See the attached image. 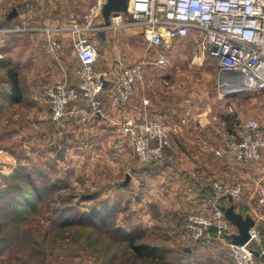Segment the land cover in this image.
<instances>
[{
  "label": "rangeland",
  "instance_id": "rangeland-1",
  "mask_svg": "<svg viewBox=\"0 0 264 264\" xmlns=\"http://www.w3.org/2000/svg\"><path fill=\"white\" fill-rule=\"evenodd\" d=\"M96 1L82 2L83 17ZM12 2L15 1L0 0V4L6 6L4 11H7L0 16V23L5 24L4 20L15 5ZM96 20L102 22L103 14ZM127 29L113 32L121 39L116 48L117 54H113V57L122 56L123 61V56L126 57V64L154 58L157 52L148 48L140 30L130 28L132 33H129ZM86 35L97 43L99 61L103 64L107 55L98 31L90 30ZM129 37L133 38L132 44L125 42ZM194 55L192 53L182 65L169 58L167 65L153 67L158 82L155 85L156 95L160 100L193 105L195 116L201 112L209 116V113L219 114L220 110H225L221 117L231 123L252 116L264 121V91L236 89L223 92L219 88L217 70L209 61L210 57L199 62L193 61ZM146 67L140 81L147 82L151 78L145 75ZM119 68L118 63L112 70L117 74ZM232 95L240 96L241 102L236 100L235 107L230 110ZM22 104L19 109L7 108L0 112V264H154L153 257L139 258L130 249L128 242L132 235L138 236L137 242L148 243L157 249L155 260L163 257L159 264H188V252L194 241L191 238L167 236L165 228L150 231L153 230V224L148 221L150 213L144 215L148 204L145 207L140 200L147 194L149 198L146 202L151 201L156 196L155 192L166 185L158 183L154 177L159 169L155 168L157 164L166 160L163 156L152 163L142 162L134 154L127 136L121 137L122 140L119 139L113 145L111 142H100L98 145V141H93L97 144L93 146L95 148L79 152L73 143L60 139V134L54 135L52 126L46 125L43 129L45 131L48 128L49 136L41 135L42 127L39 125L29 126L27 116H33L34 119V111L29 108L28 102ZM49 111L51 116L48 107L38 109L37 114ZM15 112L18 114L15 115ZM219 122L215 121L210 130L212 139L208 145V148H213L215 155V150L224 144L229 135ZM55 128L58 132L61 125L55 122ZM14 131L18 132L13 134ZM64 142L71 148L64 149ZM174 142L184 148L193 146V142H186L185 139L179 141L173 133L168 148L173 149ZM65 151L70 154V159L65 157ZM193 159L189 157L186 163L178 165L187 166ZM166 164L163 163L164 166ZM127 173L130 174V180L123 186L130 190L127 196L131 205L126 200L122 204L119 188ZM167 186L170 191H165L166 200L185 196L177 184ZM117 188L119 192L114 191L116 210L106 208V201H109L107 194ZM152 202L154 207H159L158 203ZM259 207L264 206L258 203L253 210L260 213ZM155 215L160 217V214ZM144 225L148 227L142 229ZM259 229L264 246V226L261 225Z\"/></svg>",
  "mask_w": 264,
  "mask_h": 264
},
{
  "label": "crops",
  "instance_id": "crops-1",
  "mask_svg": "<svg viewBox=\"0 0 264 264\" xmlns=\"http://www.w3.org/2000/svg\"><path fill=\"white\" fill-rule=\"evenodd\" d=\"M14 1L12 4L15 3V5L8 13L7 19L3 22L5 24L0 23V27H24L27 29L0 33V112L7 108L19 109L23 105L22 102H28L29 108L34 111V119L33 116H27L29 126L35 125L37 127L39 125L42 127V136H49L48 128V131H43L45 129L44 126H52L54 135L60 134V139L68 140L70 144L73 143L75 147L77 146L79 152L95 148L93 146H97V144L93 143V141H98V145H100V142H111L113 145L119 139L122 140L121 137L125 135H123L118 125L120 119L156 118L169 122L177 130V132H173L174 136L179 141L185 139L186 142H193V146L191 148H184L180 146V143L174 142L173 149L171 147L165 148L163 157L166 160L163 163L167 164L164 166L163 163H158L155 168L159 169L154 175L155 181L166 184L162 187L164 189L157 190L155 198H151L152 200L148 202H146L147 194L143 197L140 196L143 205L148 204V208L144 209L146 213L144 215L150 213L151 217L148 221L153 224V230L150 231L153 232L165 228L167 236L179 239L191 238L185 228L188 213L201 211L202 207L205 206L212 209L218 206V204L229 205L231 203H234L236 210L243 215L249 214L253 216L256 221L255 224L259 227L261 225L264 226V212L261 213L264 207H259L260 213L253 210L259 203L257 177L264 180V156L260 160L244 163L234 160L229 154H225L224 156L215 155L213 148H208L209 142L212 139L210 137V130L215 125V121L219 122L221 120L219 123L228 132L227 122L221 117L225 110H220L219 114L209 113L208 116L201 112L195 116L193 105L182 102L173 103L170 100H160L155 90V87L158 85H156L157 74L152 71L155 66L150 63L145 65L147 66V69L145 68V75L151 78L147 82L144 80L138 81L136 93L128 102L117 106L113 105L112 110L104 109L105 113L103 115L97 114L91 116L84 100L76 101L70 106L72 109L70 118L56 132L55 122L51 119L50 111L42 115L40 113L37 114L38 109L48 107L50 110L49 104L42 98L44 86L49 82L56 81L76 84L80 60L77 52L74 50L72 35L70 33H46L39 28L43 26H66L73 23H81L84 18L82 16L81 5L85 0ZM4 8L6 6L0 4V16H3V13L7 12L4 11ZM13 12L15 13L13 14ZM113 32L112 30H107L105 38L100 36L106 49L105 54L107 58L103 64L101 61H98L96 65L97 69L104 73L107 80L104 94L102 95L107 101L110 99V86L118 74V72L115 74L112 69L118 63L120 65H128L125 63L128 61H126V57L123 56L125 62L121 59L122 56L117 55L119 58L113 57V54H117L115 53L118 50L116 48L121 40ZM127 32L132 33V29H127ZM53 39L60 40L62 47L52 48L51 43ZM132 39V37L126 38V40L124 38L127 44H132ZM125 42L124 44H126ZM195 45L196 41L193 34L190 33L183 39L172 41L169 47L163 46V51H166L173 62L182 65L184 64L183 62H186L190 58L192 53L195 54ZM156 55L157 53H155L154 58ZM209 57V61H212L215 65V58L207 54L206 58ZM11 72L15 73L16 81L11 77ZM7 83H9L8 86L14 83L17 89L15 90L12 86L10 89L7 88ZM231 97L232 105H230L229 109L233 110L236 100L241 102V98L236 95H232ZM17 114L15 112V115ZM12 116L16 117L14 114ZM217 116L221 118L217 119ZM18 131H14L13 134ZM64 145V149L71 148L65 142ZM64 155L68 157L67 159L71 158L70 154L66 151ZM184 156L194 158L191 160L192 163L187 166L178 165V163H186L187 158L179 159ZM214 180L224 183L241 181L244 183V196L240 200L234 201L230 200V197L216 199L213 188ZM131 182L132 184L134 183L133 180ZM120 183L122 184V187H119L122 193V204L123 200H126L128 201V205H131L130 198L127 196L130 190L123 186L125 185L123 182ZM171 183L177 184V188L179 187L180 190L184 191L185 196H182L183 198L165 199V191H170L167 185ZM117 190L118 188L109 191V195L107 194L110 205L117 204L116 194L114 193ZM152 201L158 203L159 207H154ZM155 213L160 214V217H158L160 218L159 221ZM163 223H166L168 226H165ZM147 227L144 225L142 229H146ZM192 240L194 241L192 249L189 250L187 247L189 250L188 254L190 255L188 264H235L229 253V245L225 241L215 239L210 243H205L195 239ZM262 259L264 260L263 257Z\"/></svg>",
  "mask_w": 264,
  "mask_h": 264
},
{
  "label": "built area",
  "instance_id": "built-area-1",
  "mask_svg": "<svg viewBox=\"0 0 264 264\" xmlns=\"http://www.w3.org/2000/svg\"><path fill=\"white\" fill-rule=\"evenodd\" d=\"M106 2L97 0L81 23L39 28L46 33H70L80 60L76 84L56 81L44 86L42 98L50 106L51 119L61 126L70 118V106L76 101L84 100L91 116L103 115L104 109L112 110L113 105L128 102L136 93L144 66L149 63L167 65L169 56L163 46L169 47L172 41L183 39L190 33L196 41L193 61L203 62L207 54L215 58L218 85L225 93L236 89L264 91V0H128L127 11L113 12L110 24L104 25V20L98 22L96 19L102 15ZM122 28L139 29L148 48L154 49L157 55L149 61L144 58L133 64L120 65L107 101L102 96L105 75L96 67L99 48L86 32H115ZM26 29L0 27V33ZM51 47L60 48L62 42L53 39ZM224 70L230 72L222 77ZM226 122L229 135L215 150L216 155L229 154L244 163L260 160L264 156V121L252 116ZM118 125L131 140L134 154L144 163L155 162L163 156L176 129L173 124L156 118H123ZM257 180L258 202L264 206V180L260 177ZM213 188L216 199L232 197L234 201L244 196L241 181H214ZM185 228L197 241H225L235 264H264V246L258 225L251 226V237L246 243L235 244L229 237L236 232V226L218 206L212 209L205 206L201 211L188 213Z\"/></svg>",
  "mask_w": 264,
  "mask_h": 264
},
{
  "label": "water",
  "instance_id": "water-1",
  "mask_svg": "<svg viewBox=\"0 0 264 264\" xmlns=\"http://www.w3.org/2000/svg\"><path fill=\"white\" fill-rule=\"evenodd\" d=\"M128 9V0H107V2L103 5L102 14L104 18V25L110 24V16L115 11H127ZM15 12H13L14 14ZM106 31H99V35L102 38H105ZM226 72H230L229 70H224L221 72L222 74H226ZM107 84V80L104 79V85ZM130 180V174H126L125 181L123 184H127ZM230 200L233 201L232 197ZM218 207L223 211L224 215L235 224L237 227V232L233 233L229 239L231 242L235 244H244L246 243L250 237V228L255 224V218L251 215H243L242 213L236 210L235 204L231 203L229 205L218 204Z\"/></svg>",
  "mask_w": 264,
  "mask_h": 264
},
{
  "label": "trees",
  "instance_id": "trees-1",
  "mask_svg": "<svg viewBox=\"0 0 264 264\" xmlns=\"http://www.w3.org/2000/svg\"><path fill=\"white\" fill-rule=\"evenodd\" d=\"M14 75H15V73L11 72V77L14 79V81H16V77ZM8 84L9 83H7V88L10 89L11 86H12L15 90L17 89L16 86H14L15 85L14 83L12 85L10 84L9 86H8ZM26 174H28V173H26ZM108 202L109 201H106V204H107L106 208L112 207V209L116 210L115 209L116 208L115 207L116 204L115 205H110ZM109 212H110V209H109ZM118 229H119V227H117L116 230H118ZM130 237H132V238L129 240L128 245H129L130 249L134 252V254L137 257L143 258V259L144 258L145 259H147V258L151 259V257H153L152 258V262L154 264H159L161 262V260H163V257H158V260H155V258H157V249L154 246H152V245H150L148 243H144V242H142V243L137 242V239H138L137 235H135V236L132 235Z\"/></svg>",
  "mask_w": 264,
  "mask_h": 264
},
{
  "label": "bare ground",
  "instance_id": "bare-ground-1",
  "mask_svg": "<svg viewBox=\"0 0 264 264\" xmlns=\"http://www.w3.org/2000/svg\"><path fill=\"white\" fill-rule=\"evenodd\" d=\"M233 89H235V88H233Z\"/></svg>",
  "mask_w": 264,
  "mask_h": 264
}]
</instances>
